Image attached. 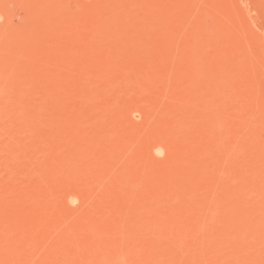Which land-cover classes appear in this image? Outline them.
<instances>
[{"label":"rangeland","instance_id":"374dc122","mask_svg":"<svg viewBox=\"0 0 264 264\" xmlns=\"http://www.w3.org/2000/svg\"><path fill=\"white\" fill-rule=\"evenodd\" d=\"M0 264H264V0H0Z\"/></svg>","mask_w":264,"mask_h":264}]
</instances>
